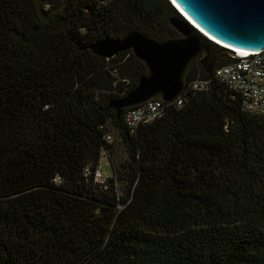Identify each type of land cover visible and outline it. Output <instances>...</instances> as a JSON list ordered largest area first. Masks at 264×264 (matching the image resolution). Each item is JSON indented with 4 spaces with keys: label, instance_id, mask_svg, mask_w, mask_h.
Returning a JSON list of instances; mask_svg holds the SVG:
<instances>
[{
    "label": "trees",
    "instance_id": "trees-1",
    "mask_svg": "<svg viewBox=\"0 0 264 264\" xmlns=\"http://www.w3.org/2000/svg\"><path fill=\"white\" fill-rule=\"evenodd\" d=\"M172 18L169 0H0V264H264V116L200 61L189 80L210 90L163 119L106 111L147 69L90 47L180 39ZM111 128L128 155L101 184Z\"/></svg>",
    "mask_w": 264,
    "mask_h": 264
},
{
    "label": "water",
    "instance_id": "water-1",
    "mask_svg": "<svg viewBox=\"0 0 264 264\" xmlns=\"http://www.w3.org/2000/svg\"><path fill=\"white\" fill-rule=\"evenodd\" d=\"M172 2L184 19L170 20L180 39L159 42L135 31L121 39L106 37L90 47L101 59L131 51L146 66L147 74L130 93L108 103L106 111H114L118 120L126 110L149 101L161 99L171 103L184 96L190 70L197 61L212 75L216 62L225 54L234 55L233 50H264V0ZM210 44L220 48L214 56Z\"/></svg>",
    "mask_w": 264,
    "mask_h": 264
},
{
    "label": "built area",
    "instance_id": "built-area-1",
    "mask_svg": "<svg viewBox=\"0 0 264 264\" xmlns=\"http://www.w3.org/2000/svg\"><path fill=\"white\" fill-rule=\"evenodd\" d=\"M248 53L232 55L236 62L222 66L212 74L216 80L226 85L231 93L240 96L244 112L264 116V50ZM211 85L212 78L198 76L189 80L186 93L208 92ZM183 97L171 103L155 99L142 106L128 109L125 113L127 126L136 131L140 126L150 125L163 119L170 107H183ZM107 141L112 143V137L107 136ZM95 178V180L102 178V167H98Z\"/></svg>",
    "mask_w": 264,
    "mask_h": 264
},
{
    "label": "rangeland",
    "instance_id": "rangeland-1",
    "mask_svg": "<svg viewBox=\"0 0 264 264\" xmlns=\"http://www.w3.org/2000/svg\"><path fill=\"white\" fill-rule=\"evenodd\" d=\"M110 130L111 133L109 136H111L113 139L112 143L114 152L105 153L100 160L102 167V178L95 181L101 184L108 183L109 179L113 178V172H115V170H122L121 165L125 162L128 155L126 146L121 137L118 135L117 131L112 128Z\"/></svg>",
    "mask_w": 264,
    "mask_h": 264
},
{
    "label": "bare ground",
    "instance_id": "bare-ground-1",
    "mask_svg": "<svg viewBox=\"0 0 264 264\" xmlns=\"http://www.w3.org/2000/svg\"><path fill=\"white\" fill-rule=\"evenodd\" d=\"M190 21V20H189ZM202 32V31H201ZM203 33V32H202ZM205 34V33H204ZM206 35V34H205ZM210 38V37H209ZM213 42H216L218 43L217 41L213 40L212 38H210ZM220 44V43H218ZM221 45V44H220ZM224 46V45H223ZM234 51V55H243V54H249L248 52H242V51H239V50H233Z\"/></svg>",
    "mask_w": 264,
    "mask_h": 264
},
{
    "label": "clouds",
    "instance_id": "clouds-1",
    "mask_svg": "<svg viewBox=\"0 0 264 264\" xmlns=\"http://www.w3.org/2000/svg\"><path fill=\"white\" fill-rule=\"evenodd\" d=\"M171 2V4L173 5V7L177 10L176 6L174 5V3L172 2V0H169ZM178 11V10H177ZM209 40H211L209 37H207ZM212 41V40H211ZM216 43V42H215ZM230 55V54H229ZM232 56V55H231Z\"/></svg>",
    "mask_w": 264,
    "mask_h": 264
}]
</instances>
